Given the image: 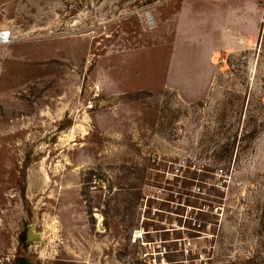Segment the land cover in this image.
<instances>
[{
  "label": "rangeland",
  "instance_id": "374dc122",
  "mask_svg": "<svg viewBox=\"0 0 264 264\" xmlns=\"http://www.w3.org/2000/svg\"><path fill=\"white\" fill-rule=\"evenodd\" d=\"M2 27L0 264H264V0H0Z\"/></svg>",
  "mask_w": 264,
  "mask_h": 264
},
{
  "label": "built area",
  "instance_id": "2783aa9c",
  "mask_svg": "<svg viewBox=\"0 0 264 264\" xmlns=\"http://www.w3.org/2000/svg\"><path fill=\"white\" fill-rule=\"evenodd\" d=\"M15 41V33L12 28L2 27L0 28V46L9 45ZM100 86H97V90H99ZM88 108H93L94 103L89 101L87 104Z\"/></svg>",
  "mask_w": 264,
  "mask_h": 264
},
{
  "label": "trees",
  "instance_id": "16d2710c",
  "mask_svg": "<svg viewBox=\"0 0 264 264\" xmlns=\"http://www.w3.org/2000/svg\"><path fill=\"white\" fill-rule=\"evenodd\" d=\"M197 214H200V212H198ZM207 222H208L207 220H205L202 216L199 215L198 222L196 223L197 224L196 225L197 227L194 228V232H199V233L200 232H203V229H206L207 228V226H206ZM189 223H190V221H189ZM215 225H219V221L218 220L215 222ZM200 228H203V229H200ZM173 229H176V228H173ZM165 230H166L165 232L170 231V230H167V229H165ZM174 231H177V230H174Z\"/></svg>",
  "mask_w": 264,
  "mask_h": 264
},
{
  "label": "water",
  "instance_id": "95a60500",
  "mask_svg": "<svg viewBox=\"0 0 264 264\" xmlns=\"http://www.w3.org/2000/svg\"><path fill=\"white\" fill-rule=\"evenodd\" d=\"M30 237L35 238V239H37L38 241L41 240V234H40V233H36V232L34 231V229H31V230H30Z\"/></svg>",
  "mask_w": 264,
  "mask_h": 264
}]
</instances>
